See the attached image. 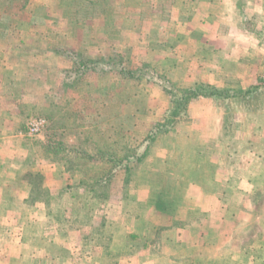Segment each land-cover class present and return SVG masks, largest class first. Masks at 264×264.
Here are the masks:
<instances>
[{
    "label": "rangeland",
    "instance_id": "1",
    "mask_svg": "<svg viewBox=\"0 0 264 264\" xmlns=\"http://www.w3.org/2000/svg\"><path fill=\"white\" fill-rule=\"evenodd\" d=\"M80 6L83 9L81 18L74 21L79 32H76L74 42L66 43L67 46L79 45L82 50L89 42L88 31L97 22L92 24V20L87 19L92 14L90 4ZM114 21L111 18V22ZM263 23L261 18L256 20L257 27H263ZM99 39H95L96 43ZM127 45L135 46L129 42ZM88 49L89 52L92 50L91 47ZM104 53L102 46L97 48L98 57L91 60L102 59ZM154 55L155 52L150 51L144 63L146 66H138L141 64L140 52L113 53L112 78L101 72L109 68L98 61L95 69L99 72L82 73L80 85L76 89L70 87L64 98L57 99L54 96L58 91H53L54 98L49 94V99L29 109L31 116L25 123L43 118L49 122V127L38 135H29L25 127L20 134L30 144L29 154L33 162V169L26 173L33 189L27 200L31 205L47 202L48 208L46 212L42 207L32 210L36 223L27 220L26 223H30L24 233L26 236L32 230L33 245H41L40 240L35 241V234L41 225L39 219L45 218L57 226L46 228L50 236L66 238L60 251L55 249L53 241L49 252L51 257H36L37 264H118L119 260L122 264H139L141 261L136 263V260L142 253L150 264H218L221 261L219 256L215 258L218 252L233 262L227 260L223 264H264V81L257 79L255 82V87L262 91L253 94L256 99L250 103L246 99L238 101L242 94L232 91L227 92L235 95L236 100H218L216 104L208 97L218 112L229 109L233 120L229 132L227 129L222 133L223 142L218 149L207 148L204 160L192 147L196 143L202 146L204 142L195 139L189 114L175 124L173 132L149 144L147 135L163 120L168 107L169 83L174 82L171 80L175 76L178 78L168 74L170 67L153 66L156 63ZM263 65L264 61L261 62ZM142 67L146 69L140 80L135 75L119 74L121 68L128 72ZM124 95L130 97L127 105L124 104ZM226 103L229 106L224 105ZM247 108L254 112L244 115L245 111H242ZM75 135L81 140L87 138L83 149L92 157L73 153L69 154L73 165L65 164L64 160L51 163L48 159L57 158L58 153L65 154L56 141L76 144ZM45 144L50 148H45ZM168 145L175 154L162 164L161 158ZM173 145L176 148L172 149ZM177 159H180L176 164V171H181L179 175L166 169L162 171V166H172L170 164H175ZM217 166H221L219 170H216ZM50 170L64 176L63 184L67 189L59 195L43 192L41 172ZM193 170L198 176L207 174L215 180L218 178L221 185L231 190L233 198L226 217L228 223L220 226L225 238L235 239L231 246L224 243L222 249H216L215 227L209 219L176 220L189 209L187 200H181V194L186 190V178ZM196 178L199 185L210 187L206 178ZM57 181L60 182L59 177ZM171 185L179 188V195L169 193ZM158 191L168 198L165 207L156 205ZM166 191L168 194L165 195ZM194 198L195 195H191V199ZM211 218L213 220L214 215ZM9 248L10 254H17L14 244H6L5 249ZM127 255L129 258H124ZM56 256L61 258L55 260Z\"/></svg>",
    "mask_w": 264,
    "mask_h": 264
},
{
    "label": "crops",
    "instance_id": "2",
    "mask_svg": "<svg viewBox=\"0 0 264 264\" xmlns=\"http://www.w3.org/2000/svg\"><path fill=\"white\" fill-rule=\"evenodd\" d=\"M84 3L90 4L92 9L87 19L97 24L92 23L86 35L89 42L81 50V46L74 47V43L67 46L66 42L73 41L79 32L74 21L81 18L80 4ZM111 18L115 20L113 23ZM260 18L264 22V0H0V264H4V260L5 264H37L36 257L49 259L53 241L56 250L63 249L66 238L48 234L46 228L57 227L48 219L38 221L41 225L35 241L40 240L41 245H33L32 230L25 236L24 228L30 223H26L27 220L36 223L32 210L42 207L46 212L48 203L31 205L27 200L33 189L26 173L33 169V162L30 144L20 134L31 116L29 109L49 99V94L50 98L62 99L70 90V86H66L67 72L76 58H97L96 50L102 46L104 61L111 59L113 53L135 50L141 53L138 66H143L148 53L153 51L156 54L153 66L170 67L168 74L178 76H175L177 80L169 76L174 79L171 81L192 88L203 84L241 94L250 91L245 97L250 103L255 99L252 97L255 82L257 79L264 81V65L261 66L264 26L260 28L256 24ZM95 34L98 36L94 37ZM95 39H99L98 43ZM128 42L135 46L127 45ZM53 91H58L54 97ZM248 110L242 113L254 112ZM188 114L195 139L204 142L202 146L196 143L192 147L205 160L207 148L213 147L215 151L223 142L225 113L218 112L208 97H199L190 101ZM164 152L162 164L175 154L171 145ZM179 161L169 166L170 172H177L176 175L181 172L176 171ZM167 168L168 165L162 166V171ZM196 177L206 178L210 187L199 185ZM41 178L43 192L48 195H59L67 189L63 174L42 171ZM186 182L181 200H187L189 209L176 220L209 219L214 223L213 239L217 250L222 249L224 243L230 246L235 243L233 237L225 238L220 231L221 224L228 223L226 217L233 198L231 190L221 185L218 178L215 180L207 174L198 176L196 170L190 172ZM178 189L173 185L168 188L173 195L178 194ZM191 195L195 198L191 199ZM11 243L18 250L17 254H10V248L5 249L6 244L11 246ZM218 256L221 260L218 264L232 262L222 252L215 258ZM60 258L56 256L55 260ZM136 261L150 264L144 253ZM118 264H122V260Z\"/></svg>",
    "mask_w": 264,
    "mask_h": 264
},
{
    "label": "trees",
    "instance_id": "3",
    "mask_svg": "<svg viewBox=\"0 0 264 264\" xmlns=\"http://www.w3.org/2000/svg\"><path fill=\"white\" fill-rule=\"evenodd\" d=\"M98 61H102L103 63H105L106 66H108L109 70H105L103 69V71H101L103 74H108L110 75V77L112 78V73H107V72H112V66H114V63L112 62V59H106L105 61L103 59L100 60H79L78 58H76V61L74 62V66H72V68L70 70H68L69 72H67L68 75V80L66 83V86H70L72 89H76L80 84V78L82 77V73L85 75L88 72H99L97 69H95L96 65H98ZM101 62V63H102ZM143 66H146L145 64ZM146 67H142L138 70H130L128 72L125 71L124 68L119 69V74H126L128 76H133L135 75L136 79H141V77H143V74L145 72ZM92 72V73H93ZM100 72V73H101ZM118 74V73H117ZM118 77V76H117ZM138 80V81H139ZM178 81H174L173 83H169L170 84V90L167 92V97L166 99L168 100V107L167 110L164 114L163 120L158 122L155 125V129L150 131L149 134L147 135V139L150 143H154L155 140H157L160 136H164L166 134H169L170 132L174 131V127L175 124L179 122V120L181 119H185V117L188 116V106L191 100L196 99L198 97H211L214 99V101L217 104L218 100H222L223 101H231V100H236V97L234 95V98H231L229 96H233L232 94L229 95V93L225 90H220L217 89L215 87L212 86H208V85H198L195 86L194 88L192 87H185L183 85H181V82H178V84L180 83L181 86L179 85H175L174 83H177ZM102 85V84H101ZM84 88V85H83ZM254 93H258L260 92V88H256L254 90ZM250 91H246L244 94L240 95L238 101L240 100H244L245 97L249 94ZM257 96V95H255ZM253 97V95H252ZM124 104H126L127 102L130 101V97H126L124 95ZM256 99V97H254ZM253 100V99H252ZM127 105V104H126ZM224 105L229 106V103H226ZM225 120H227V123H224V131L229 132L230 129V125H232L231 121L233 120L230 116V110L226 109L225 110ZM234 114V113H233ZM49 120V119H48ZM46 121V125L44 127V129L42 131L46 132L48 130L49 127V122ZM29 122V121H28ZM25 127H27V122L25 123ZM227 127V128H226ZM72 131V130H71ZM41 133V132H40ZM77 143L76 144H70L68 142L63 143L62 141H56L58 146H61L60 149H62L61 151H65L63 153L65 154H60L58 153L56 156L57 158L55 159H47L50 160V162L54 163L55 161H66L65 164H67V162L71 165H73V160L72 157L69 156L72 155L73 153L76 155H82L85 156L86 158H91L92 156H88L85 153V150L83 149V144L85 145L86 140H81L79 137L77 136ZM85 136V135H84ZM79 139V140H78ZM121 140V139H120ZM50 148V145L45 144L44 147L46 148ZM53 148V147H52ZM99 155V154H98ZM120 155V154H119ZM100 158V156H99ZM173 165V164H171ZM173 168V167H170ZM169 169V164H168V168L166 170ZM112 170V169H110ZM171 169H169L170 171ZM113 171V170H112ZM184 176H182L183 178ZM107 179V178H105ZM106 183V182H104ZM259 196V194H258ZM166 197V196H165ZM163 197V195H158V197H156V200L158 201V203L156 204L157 207L162 208L163 205L165 207V203L168 198Z\"/></svg>",
    "mask_w": 264,
    "mask_h": 264
},
{
    "label": "built area",
    "instance_id": "4",
    "mask_svg": "<svg viewBox=\"0 0 264 264\" xmlns=\"http://www.w3.org/2000/svg\"><path fill=\"white\" fill-rule=\"evenodd\" d=\"M46 121L43 118L30 120L27 123V132L29 135H38L44 129Z\"/></svg>",
    "mask_w": 264,
    "mask_h": 264
}]
</instances>
